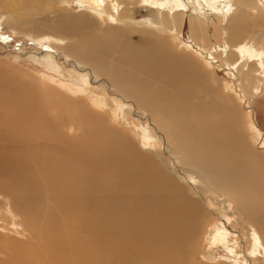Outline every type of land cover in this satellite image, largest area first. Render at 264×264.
I'll list each match as a JSON object with an SVG mask.
<instances>
[{"label": "bare ground", "instance_id": "6f19581e", "mask_svg": "<svg viewBox=\"0 0 264 264\" xmlns=\"http://www.w3.org/2000/svg\"><path fill=\"white\" fill-rule=\"evenodd\" d=\"M103 1L81 0L79 4L84 10L93 11L89 17H86V12H79V18L64 16L52 22L68 21L69 25L63 31L67 35L69 30L72 33L76 31L71 30L75 27L73 22L80 21L79 26L75 27L78 40L74 41L73 46L74 51L80 50L81 53L70 55L75 62L91 67L86 71L90 76L85 84L93 85V89L106 99L114 100L117 106L127 111L133 102L140 105L138 99L144 98L147 106L143 109L153 117L157 128H150V142H144V151L139 150L130 140H126L125 134L112 136L91 125L85 107L77 109L79 102L75 101L80 97L70 100L66 95L68 92L80 93L72 92L62 82L48 88L53 99L63 102L64 109H58L57 103L45 102V97L36 99L38 109L35 111L16 109L19 114L12 117L18 122L14 127H21L20 132L39 129L57 133L45 138L52 146L29 161L27 149L18 153L20 165L30 168L33 164H47L46 167L53 170V184L56 186L59 183V189L63 191L53 199L52 205L59 202L63 208L60 212L56 211L52 219L45 218L48 214L43 212L35 213L39 218L33 214L30 224L24 221L29 227L41 225L45 243L41 253H32L29 264H48L51 261L52 264H197L191 255L192 245L205 217L194 195L198 196L201 191H210L215 195L218 181L236 195L234 202L240 223L243 224L241 219L245 216V224L258 230V236L247 230L245 232L253 240L251 256L246 257L248 263L258 264L253 256L257 254L259 246V257L264 261V238L259 237H264V187L252 191L253 181L241 191L238 188L249 173L254 172L255 165H250V157L258 159L257 153L249 151V157L239 151L241 144H232L235 137L241 143V129L237 110L234 111L229 104L232 94L227 95L231 93L230 80L231 84L236 80L241 81L242 89L253 86L256 80L264 83V41L259 39L260 31L247 30L250 33L244 37L239 32L244 19L253 18L252 24L256 26L264 22V0H218L220 7L215 11L194 0ZM140 1L150 5L159 3L162 8L174 6L172 12L161 10V14L149 22L168 31L175 28L180 32L182 29L186 34L185 43L191 42L204 50L205 53L200 52L206 55V60H201L186 45L176 50L171 33L164 38L157 37L150 34L155 32L146 27L147 23L131 21V12H128ZM49 7L50 2L47 1L45 6L41 2L38 7L29 6L28 11L34 15H44L49 12ZM37 20L38 24L51 21L48 17ZM8 21L9 18H5L1 25ZM234 24L238 25L232 31L230 25ZM137 27L146 34H142L138 43L131 44V34ZM83 29H92L97 39L104 41V45L90 48L92 40ZM60 37L53 41L63 39L67 42L70 39ZM111 37L119 40L118 50L125 57L123 60L116 59L117 63L113 56L108 62L104 61L111 53L108 46ZM89 49L100 55H87ZM84 51V57H88V60L85 58L86 63L82 60ZM48 61L52 62L50 59ZM64 62L60 66L66 69ZM121 65L135 72H126ZM78 70H74L72 78L82 80V73ZM103 75L101 81L99 77ZM5 77L11 78L8 75ZM93 77L99 78L98 85L92 81ZM22 81L27 82V89L14 84L18 87L15 90L18 97H23L29 91L30 83L34 84L27 77ZM78 91L84 92L83 89ZM32 96L30 99L34 100V94ZM93 104L103 106L101 102L94 101ZM72 107L76 112L73 117ZM66 112L70 118L64 119L67 120L64 122L62 117ZM89 113L93 116L91 111ZM68 125H72L74 134L78 135L64 137ZM212 126L216 127L212 132L217 133L216 129L221 131L225 146L219 147L205 139V129ZM157 129L160 132L157 133ZM209 133L214 136L210 130ZM165 137L173 144L172 147L168 141L171 149L167 150L174 153L173 158H179L180 165L163 157L161 150L157 152L148 148L149 145L161 149L160 140ZM37 139L39 141L40 137ZM91 142L95 144L90 146ZM257 166L263 170L264 164ZM183 171L193 174L197 184L190 183L187 177L189 173L185 175ZM60 173L66 176L65 181H58L57 175L61 176ZM35 183L36 187H40ZM184 183L186 187L182 186ZM27 187L34 189L32 180ZM214 199L209 196L204 204L212 207ZM226 199L229 200L228 197ZM58 221L69 225H60ZM220 231L215 233V241L231 242L232 239L226 240L229 232Z\"/></svg>", "mask_w": 264, "mask_h": 264}, {"label": "rangeland", "instance_id": "374dc122", "mask_svg": "<svg viewBox=\"0 0 264 264\" xmlns=\"http://www.w3.org/2000/svg\"><path fill=\"white\" fill-rule=\"evenodd\" d=\"M47 1L50 2L49 12L47 14L34 15L28 11L29 6H32V8L38 7L41 2L42 5L45 6ZM47 1L0 0V264H29L32 253H35L36 251H40L41 253L42 249L45 247V243L43 240L41 225L36 224L33 227H29L24 221L29 223V221H32L33 214L36 216L35 213L39 214L43 212L48 214L45 218L52 219V217L56 215V211L60 212L63 208V205L59 202L52 205L53 199L55 197L58 198V196H60L63 192L59 189V183H57L56 186L53 184V170L47 168L46 166L48 165L43 163L33 164L34 166L32 165L30 168L23 167L20 165L18 160L19 158H17V154L23 152L24 149L28 150V161L34 155L42 154L45 148L52 146V144L48 143L45 138L49 134L51 135L57 133L49 132L48 130L47 132H42L39 129H36L37 131L27 132L24 130V133L20 132L19 130H21V127H14L18 122L12 117L18 113L16 112V109L20 108L19 110L21 111L24 108H27L28 111L37 110L38 105L36 103V99L38 97H45V102L47 100L52 103H57L56 107L58 109H64L65 107L63 102L53 99L50 96V90L48 88L51 85L54 87L62 82L66 84V86L70 87L72 92L80 93L72 94L71 92H68L66 95L70 98V100L73 97H80L75 101V103L79 102L77 109L85 107V111L90 118L89 122L91 125L98 126L103 132L112 136L120 137L125 134L124 136L127 137L126 140H130L129 142L136 145L138 149L140 148L139 150L144 151V142H150V140H148L150 128H152V126L157 128L153 117L148 115L146 110L143 109L147 106V104L143 102L144 98L142 99L140 97L138 99L140 105L133 102L130 105L131 109L128 110V113V111L124 110V108L117 106L118 104H116L114 100L106 99L102 93L93 89V85L91 86L85 84V80H87L90 76L86 71H88L91 67L89 68L87 64L75 62L73 57L70 55V53H81L80 50L74 51L75 48L73 46L74 41L78 40L76 38L77 28L75 27L79 26L80 21L76 20L73 22L75 27L71 30L76 31L72 33L69 30L67 35H65L63 31L64 27H68V21L60 22L58 24L52 21L64 16L79 18V12H86V17H89L93 15L92 9L84 10L85 8H82L79 4L81 3V0ZM181 1L184 2L188 0ZM194 1H200L204 7L212 8L214 11L218 10L220 7L218 0ZM230 2H232V0H230ZM154 4H144L140 1L137 5L131 7L128 12V14L131 12L129 14V16H131V21L133 20L134 23H147L146 27L152 30L154 29L153 31L155 32V34H150L157 37L164 38L165 35H169L171 33V36H173L175 40V49L186 45V47L189 50L191 49L195 55L200 56V59L202 58L203 61L206 60L204 50L199 49L195 46L196 44L189 41V43H185L184 40H186V38L184 36L186 34L184 35L182 29L180 32H178L175 28L172 31H168L161 28L159 25L154 26L149 22L151 18L161 14L163 10L172 12L175 8L174 6L170 7V9L167 6L162 8L159 3ZM42 17H48L51 21L38 24L39 22L37 18ZM5 18H9V21L1 25V22L5 20ZM252 19L253 18H249L248 20L244 19V21H242V28H239V32L243 35L242 37H244L245 35H249L250 32L248 33V31L259 30V39L264 41V22L262 21L258 26H256L255 24H252ZM236 25L238 24L230 25L232 31H234ZM135 26H138V24ZM83 30L85 34L89 33L88 35L92 40V46L90 45V48L104 45V41L102 39H97L94 32H92V29ZM78 31L81 32V30ZM142 34L146 33H144L142 29L139 30L137 27V29L132 32L129 43H138ZM61 35L70 39L67 42L63 39L60 42L53 41L55 39H61ZM82 36L83 35H81V37ZM89 37L86 38L89 39ZM51 41H53V46L51 45ZM118 42L119 40L117 38H112V41H109L108 46H110L109 51H111V53H108L107 59L104 61L108 62L112 59V56L114 57L113 60L115 63H117L116 59H125L123 54L118 50ZM200 50L204 52L202 53L203 55ZM84 53L85 51L82 53V60L86 63V59L88 60V57H84ZM120 53L122 54L121 58ZM86 54L100 55V53L94 51L93 49L87 50ZM48 59L52 62H49ZM63 61H65L63 64L67 71L60 66ZM106 64L107 66H110V64ZM121 68L126 72L128 70H131L133 73L135 72L133 69L126 66H122ZM74 70H78L79 73H82V80L72 78ZM5 75L10 76L11 78L8 79ZM25 77L33 81L34 84L30 83L29 91L24 93L23 97H18L15 94V90L18 89V87L14 84L20 85L23 89H27V82H20ZM103 77L104 75L99 77L101 78V81ZM99 78L97 79L96 77H93L91 79L97 83L95 85H98V83H100L98 82ZM159 79L160 81L162 80L161 78ZM240 83L241 81L236 80V82L231 84L230 80L231 93L227 94H232V97H230L232 99L229 100L231 101L229 104H231L230 107H232L234 111L237 110L236 113L239 116L238 125L241 129V143L235 137L232 139V144L235 146L236 144H241L239 151L249 157V151H254L257 153L256 156L259 160H253V156L250 157V165L252 167L255 165V170L253 173H249L246 181L244 183H240L238 188L240 189L239 191H241L254 181L251 190L258 191L261 186L264 187V166L263 170L259 169L257 166H261V163L264 164V83L256 80L253 86H249L245 89L241 88ZM80 89H83L84 92H79L78 90ZM20 93L21 91H19V94ZM33 94L35 99L31 100L30 97ZM5 100L7 101L5 102ZM93 100L95 102H101V105L103 106L98 107L93 104ZM43 110L46 111L45 108ZM72 111V117L76 116L74 107H72ZM90 111L93 113V116L90 115ZM54 114L55 113H53V115ZM64 116L62 117V120L66 122L67 120L65 121L64 119H67L70 115L66 112ZM172 125L175 126V123L172 122ZM215 128L216 127L212 126L205 129L207 133V136L205 135V139H207L208 143H214L219 147H223L225 146V140L221 138V131L219 129H216L217 133L212 132V129ZM68 129H70V131ZM208 129L214 134V136L209 133ZM73 130H75L74 127L70 125L69 128L67 127V131L65 130L66 133H64L63 136L69 138L70 136L78 135L74 134L75 131ZM158 132H160L159 129H157V133ZM38 136L40 137L39 141L37 139ZM150 136L152 137V134ZM166 141H169L166 137L163 140H160L161 149H155L153 146L149 145L148 148L151 147L153 150H157V152L161 150L164 154L162 155L163 157H168L171 163L174 162L175 165H180V161H178L179 158H173L172 156H174V153L167 150L168 148L171 149L173 144L169 141L171 144L168 142L167 145ZM92 144L95 143H89L90 146H92ZM183 172L185 175L189 173L186 171ZM60 174L61 176L57 175L58 181H65L66 176L62 173ZM187 177H189L188 180L190 183L193 185L197 184V180L193 174L189 173ZM30 180H32V186L34 189L27 187ZM34 181L37 182V184H40V187H36V183ZM218 184L219 187H217L215 195L211 194L212 192L210 191H201L198 195L199 197L194 195V199L196 201L198 200L197 205L199 206V204H201L199 208L205 219L202 223L199 235L192 245L193 251L191 255L197 264H249L246 257L251 256L249 254L251 251L250 246L253 244V240L249 238L245 232L247 230V232L254 233L258 236V230L254 226L245 224V216L241 219L244 221L243 224L240 223L238 218V208L235 206L234 202L236 195L231 192L232 189L223 186L219 181ZM182 186L186 187L187 185L182 184ZM25 188L30 190L23 191ZM247 194L248 193H246V195ZM209 196H212L213 199L215 198V203L212 207L209 206V204L208 206L204 204L209 199ZM227 197L229 200L226 199ZM58 224L69 225L67 222L59 221ZM239 227H241V232ZM222 229L229 232L226 240L232 239L231 242L225 244L220 240H218V242L215 241V233ZM259 237L264 238L261 235ZM236 240H238V242ZM259 250L260 246L258 247L257 254L253 257L257 258L258 264H264L262 257H259ZM48 264H52V261Z\"/></svg>", "mask_w": 264, "mask_h": 264}]
</instances>
